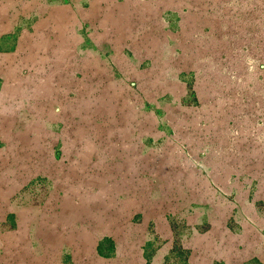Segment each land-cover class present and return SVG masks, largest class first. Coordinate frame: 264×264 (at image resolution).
Returning a JSON list of instances; mask_svg holds the SVG:
<instances>
[{
  "label": "rangeland",
  "instance_id": "rangeland-1",
  "mask_svg": "<svg viewBox=\"0 0 264 264\" xmlns=\"http://www.w3.org/2000/svg\"><path fill=\"white\" fill-rule=\"evenodd\" d=\"M6 1L0 264H264V0Z\"/></svg>",
  "mask_w": 264,
  "mask_h": 264
},
{
  "label": "crops",
  "instance_id": "crops-1",
  "mask_svg": "<svg viewBox=\"0 0 264 264\" xmlns=\"http://www.w3.org/2000/svg\"><path fill=\"white\" fill-rule=\"evenodd\" d=\"M7 2H8V0L4 4H6ZM10 2H11V0H10ZM37 3H39L41 5V7L37 6ZM57 7H61V8H57ZM42 8H43V10H45V5L42 1L39 2L38 0H31V12H33L32 10H34V9H36L35 11L39 12V10H40V12H41ZM62 9H63V12L66 11V7L62 6V4L61 5H54V8L52 9V11L53 10H60L61 11ZM52 11H51V9L47 10V14H50ZM65 14H66V12H65ZM42 21H43V25H41V23H38L36 26H34V24H31V31H32L31 32V55L33 53H35V57L40 54V52H37V51L42 46L41 44H39L38 41L36 42L35 39H36V37H38V39L43 38V35L46 32V29L43 26H44V24L48 23V22H46V20H42Z\"/></svg>",
  "mask_w": 264,
  "mask_h": 264
}]
</instances>
